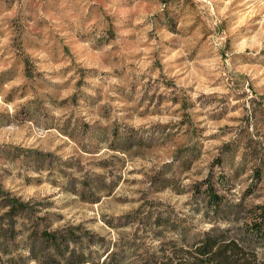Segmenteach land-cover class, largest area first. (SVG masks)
I'll return each mask as SVG.
<instances>
[{"label": "rangeland", "instance_id": "rangeland-1", "mask_svg": "<svg viewBox=\"0 0 264 264\" xmlns=\"http://www.w3.org/2000/svg\"><path fill=\"white\" fill-rule=\"evenodd\" d=\"M221 173L238 216L216 223L192 188ZM263 203L264 0H0L2 264H140L177 230L241 240Z\"/></svg>", "mask_w": 264, "mask_h": 264}, {"label": "trees", "instance_id": "trees-1", "mask_svg": "<svg viewBox=\"0 0 264 264\" xmlns=\"http://www.w3.org/2000/svg\"><path fill=\"white\" fill-rule=\"evenodd\" d=\"M218 165H221L219 163ZM254 183L260 184L263 180L262 170H255ZM229 177L221 173L217 181L209 178L201 184L193 186L195 197L202 196L205 199L206 216L219 220H228L237 217L234 207L227 208L228 203L219 194V189L229 188ZM254 188V184L250 185ZM229 190V189H228ZM248 192H253L248 191ZM6 212L1 216L3 219L13 221L32 212L29 203L23 204L19 199L8 198L4 208ZM246 222L243 224L241 240L231 235L229 229L213 228L203 234H192L187 230H177V238L169 244V249L164 245L145 249L144 261L140 264H257L254 254H250L245 246L255 241L264 243V203L251 207L244 212ZM237 219V218H236ZM146 224L153 227L151 219L145 218ZM158 224L157 220L155 225ZM154 225V226H155ZM37 242L33 244L34 253L37 247L61 252L68 250L72 244L79 242V236L72 229L46 232L34 231ZM0 232V238H1ZM39 245V246H38ZM105 250L104 262H109L112 256L110 244L103 246ZM139 246L131 247L135 252ZM0 264H2L0 254ZM109 264H114L109 262ZM121 264V263H120Z\"/></svg>", "mask_w": 264, "mask_h": 264}]
</instances>
